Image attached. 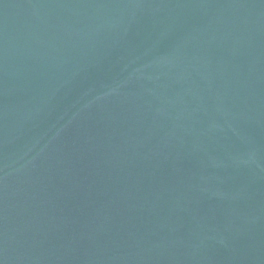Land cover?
Wrapping results in <instances>:
<instances>
[{"label":"water","instance_id":"obj_1","mask_svg":"<svg viewBox=\"0 0 264 264\" xmlns=\"http://www.w3.org/2000/svg\"><path fill=\"white\" fill-rule=\"evenodd\" d=\"M0 264H264V0H0Z\"/></svg>","mask_w":264,"mask_h":264}]
</instances>
